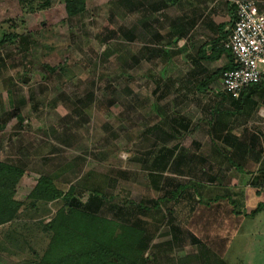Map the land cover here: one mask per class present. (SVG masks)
I'll use <instances>...</instances> for the list:
<instances>
[{"label": "rangeland", "instance_id": "374dc122", "mask_svg": "<svg viewBox=\"0 0 264 264\" xmlns=\"http://www.w3.org/2000/svg\"><path fill=\"white\" fill-rule=\"evenodd\" d=\"M42 1L0 0V42L7 34L28 38V45L19 38L0 43V161L27 171L13 199L24 200L41 175L64 191L74 188L83 204L98 191L104 196L99 216L125 224L138 220L121 229V241L131 245L145 238L148 258L142 264H178L172 261L191 252L182 230L192 224L183 221L185 193L177 202L171 193L188 175L178 163L181 150L167 145L168 119L159 108L181 95L153 82L159 73L168 80L182 71L177 75L175 61L159 71L165 40L156 39L152 29L167 27L166 16L180 17L186 5L167 6L165 17L160 12L154 21L141 0H85V11L73 18L66 16L63 0L46 6ZM187 140L173 139L181 149ZM60 204L0 225V264H35L48 241L40 220L49 221ZM254 225L249 231L263 228ZM176 226L180 232L171 230Z\"/></svg>", "mask_w": 264, "mask_h": 264}, {"label": "crops", "instance_id": "0c3cea01", "mask_svg": "<svg viewBox=\"0 0 264 264\" xmlns=\"http://www.w3.org/2000/svg\"><path fill=\"white\" fill-rule=\"evenodd\" d=\"M181 2L186 8L180 17L166 16L167 27L152 29L156 39L165 40L159 49L166 61L159 71L173 61L181 69L177 75L182 71L168 80L159 73L153 82H162L167 93L174 89L175 97L181 95L173 104L167 101L164 110L158 106L168 119L167 145L174 152L181 150L178 163L188 175L183 176L187 180L183 187L189 188L183 192L187 207L183 221L192 226L182 231L191 240V252L172 263L264 264V196L259 191L264 183V81L238 97L221 90L217 72L233 66L222 47L234 22L228 0H141L140 6L142 10L149 6L151 19L159 21L160 12ZM141 15L145 17L143 11ZM185 136L189 140L181 149L173 139ZM255 223L263 228L249 231ZM192 231L211 237L203 240L207 235ZM178 245L168 244L176 249Z\"/></svg>", "mask_w": 264, "mask_h": 264}, {"label": "trees", "instance_id": "16d2710c", "mask_svg": "<svg viewBox=\"0 0 264 264\" xmlns=\"http://www.w3.org/2000/svg\"><path fill=\"white\" fill-rule=\"evenodd\" d=\"M63 1L66 16L69 18L81 15L85 11V0ZM41 3V6H46L49 0ZM232 7L234 9L233 5ZM14 38H19L20 43L28 45V38L24 34L4 35L0 43L4 44ZM231 61L233 63L232 58ZM46 67L49 71L63 69V66ZM234 67L233 64L217 73L222 75L225 70ZM17 119L21 120L20 117ZM26 176V169L0 161V225L6 223L15 225L20 219H31L41 209L48 213L49 210L46 208L48 204L61 201L49 221L39 219L42 223V232L48 241L35 264H142L148 258H144L143 253L144 237L137 241L138 245L137 242L130 245L121 241L124 239L121 229L125 228L124 226H133L138 220L135 218L125 224L99 216L97 210L102 206L104 196L98 191H92L91 197L83 204L75 198L74 188L70 187L64 191L55 185L50 176L41 175L24 200H14L13 194ZM187 189L189 188L181 186L179 191L172 193V196L176 197L175 202L183 197V192ZM156 205L154 203V206ZM145 209L142 208L143 211L147 210ZM172 212L174 211L170 210L171 214ZM12 232L16 230L12 229Z\"/></svg>", "mask_w": 264, "mask_h": 264}, {"label": "built area", "instance_id": "2783aa9c", "mask_svg": "<svg viewBox=\"0 0 264 264\" xmlns=\"http://www.w3.org/2000/svg\"><path fill=\"white\" fill-rule=\"evenodd\" d=\"M234 6L232 29L222 42L234 68L221 75V90L238 97L246 88L264 81V1L228 0ZM264 196V183L259 186Z\"/></svg>", "mask_w": 264, "mask_h": 264}]
</instances>
